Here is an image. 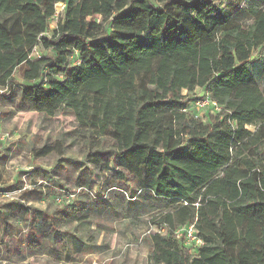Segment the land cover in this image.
<instances>
[{
    "label": "trees",
    "instance_id": "1",
    "mask_svg": "<svg viewBox=\"0 0 264 264\" xmlns=\"http://www.w3.org/2000/svg\"><path fill=\"white\" fill-rule=\"evenodd\" d=\"M233 24L235 42L225 37ZM253 49L264 55V0H0V90L12 93L21 69L18 111L74 118L93 149L86 158L106 159L105 177L90 182L104 178L122 208L141 204L164 232L148 237L154 264H264V60ZM197 89L220 109L207 123L182 95ZM81 212L66 221L84 224ZM184 227L201 242L193 258L175 239Z\"/></svg>",
    "mask_w": 264,
    "mask_h": 264
},
{
    "label": "rangeland",
    "instance_id": "2",
    "mask_svg": "<svg viewBox=\"0 0 264 264\" xmlns=\"http://www.w3.org/2000/svg\"><path fill=\"white\" fill-rule=\"evenodd\" d=\"M94 20L99 21L98 18ZM240 25L242 32H250V22H243ZM55 28L56 21L51 20L48 27L49 33ZM229 30L225 37L230 41H238L239 25L233 24ZM252 51L251 60L256 58L264 60V55L259 57L260 49ZM37 54L35 53L34 57ZM257 67L259 68L260 65ZM13 79L15 86L12 93L7 94L6 90H0V175L2 180L0 185L4 188L3 183L6 181L14 186L15 183L13 184L12 181L18 180L19 188L40 189V191L48 189L43 197L44 203L34 204L35 207L44 209L47 213L67 211L70 214L81 215V209L84 208L89 212V218L84 224L63 225L60 229H56L58 232H55L54 238L57 244L55 242L53 258L46 253H35L34 249H25L22 255L16 251L5 253L4 250H0V264L2 261H6V264H154L150 256L148 237L157 233L163 235L164 232L155 225L145 209L141 210V204L122 208L118 203V200H121L119 196L113 192L111 195V192L101 189L104 178L103 180L95 178L93 182H90V178L94 177L93 174L97 177H105L98 168L99 163H105L106 159L99 158L96 162L86 158V154L93 149L89 146L86 136L79 131L72 116L60 113L50 116L31 111H18L20 86L26 84L21 79V69L15 71ZM256 79L258 86L264 92V74L257 76ZM182 95L188 103V111L193 115L192 117L197 115L199 121L207 123L214 113L206 107L200 111L193 108V101L202 95L200 91L198 89L193 92L184 91ZM90 141L100 145L94 149L110 151L111 142H104L96 137ZM43 147L52 148V153L46 157L37 158L35 154ZM108 164L112 172L113 163ZM43 171L52 172L53 181L49 187L40 179L39 174ZM29 173H32L31 179H29ZM83 180L92 183L91 189L82 187L79 191L77 183ZM128 185V189L133 188L132 183ZM11 186H6L4 189ZM88 190L91 191L90 194L86 192ZM122 190L127 194L125 195L127 198L124 197L125 201L134 200L128 198L131 197L130 191L125 187ZM9 193L11 194L7 196L0 192V205L15 201L19 195L17 191ZM80 193L81 196H78ZM55 196H59L60 202L55 200ZM43 230L45 233L49 231L46 227H43ZM67 230L72 232L70 236L66 234ZM75 233L81 237V245L84 247L80 253L71 246L70 240ZM174 235L179 244L191 251L192 254L189 257L193 258L197 247L193 239L194 232L184 227ZM68 252L70 260L63 258ZM58 253L59 256H57ZM20 255L26 258L21 260Z\"/></svg>",
    "mask_w": 264,
    "mask_h": 264
},
{
    "label": "crops",
    "instance_id": "3",
    "mask_svg": "<svg viewBox=\"0 0 264 264\" xmlns=\"http://www.w3.org/2000/svg\"><path fill=\"white\" fill-rule=\"evenodd\" d=\"M32 173H29V177ZM40 175L51 177V182L53 181L52 172L43 171L39 176ZM29 179H31V177ZM40 179L43 178L40 176ZM17 182L18 180L15 182L12 181L15 185L11 186L5 181V183H3L4 188L6 186H11L6 189L0 185V192L5 193L7 196L11 194L9 192L17 191L19 193L15 201L0 205V250H4L5 253L16 251L18 254L22 255L25 249H34L33 251H36L35 253H46L53 258L55 255V242L57 244V241H55L54 238L55 232H58L56 229H60L63 225L70 226L71 224H74L75 226H78L77 222L73 221L72 223H69V220L66 221L70 214L67 211L62 213H47L44 209H38L34 204H43L45 201L43 197L45 195H42L40 198L36 197L34 193H29L33 192V189L29 188L27 190L23 187L19 188ZM1 183L2 180L0 175V184ZM80 190L81 188H79V191ZM25 192H28V194L23 195ZM86 192L90 194L91 191L88 190ZM78 196H81V193ZM78 216L79 214H77V217ZM45 223H52L51 230H49L48 233H45L43 228L39 227V225H44ZM38 227L40 229H38ZM71 233L72 232H68V230L66 231L68 236H70ZM73 236L80 237L76 235V233L73 234ZM21 249H23V251H21ZM21 255V260H24L26 257H22ZM57 256H59V253ZM6 263V261H2V264Z\"/></svg>",
    "mask_w": 264,
    "mask_h": 264
},
{
    "label": "built area",
    "instance_id": "4",
    "mask_svg": "<svg viewBox=\"0 0 264 264\" xmlns=\"http://www.w3.org/2000/svg\"><path fill=\"white\" fill-rule=\"evenodd\" d=\"M64 8H65V5L61 2L57 3L55 5L53 20L57 21V18L62 15ZM34 54L35 53H33V56H34ZM200 96L201 97H198V99L193 103V108L196 111H200V110H202V108H205V107L210 109V111H212L214 114L218 113L220 111V109L216 105V103L214 101H212L208 96H206V95H200ZM193 118L198 119V116L196 115ZM55 199L57 200V202H60L59 197H56ZM188 229L192 230L191 227H189ZM193 239H194V241H196L197 246L201 245V242L195 236H193Z\"/></svg>",
    "mask_w": 264,
    "mask_h": 264
}]
</instances>
